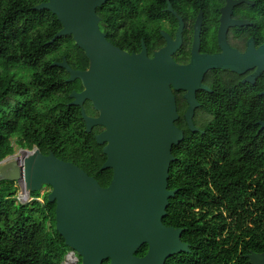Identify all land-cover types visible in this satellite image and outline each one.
I'll use <instances>...</instances> for the list:
<instances>
[{
  "label": "trees",
  "instance_id": "obj_1",
  "mask_svg": "<svg viewBox=\"0 0 264 264\" xmlns=\"http://www.w3.org/2000/svg\"><path fill=\"white\" fill-rule=\"evenodd\" d=\"M47 1L0 0V162L14 155L16 140L20 149L75 163L106 187L112 171L103 170L104 146L96 138L102 131L88 134L80 108L66 104L81 81L69 83L65 69L51 66L66 58L73 69L86 70L89 60L72 36L51 43L60 21L35 10ZM241 117L248 121L247 113ZM222 124L205 135L187 131L174 149L169 189L179 192L163 223L185 229L191 253L165 264H250L247 254L264 252V129L239 128L230 114ZM211 139L220 159L211 174L197 176L199 147ZM17 191V182H0V264L65 263L73 251L56 231V203L49 194L38 201V192L30 194L31 203H19ZM147 253L145 245L136 256Z\"/></svg>",
  "mask_w": 264,
  "mask_h": 264
},
{
  "label": "water",
  "instance_id": "obj_2",
  "mask_svg": "<svg viewBox=\"0 0 264 264\" xmlns=\"http://www.w3.org/2000/svg\"><path fill=\"white\" fill-rule=\"evenodd\" d=\"M101 5L103 0H48L35 10L49 11L60 21L61 29L51 43L72 36L89 60L86 70L73 69L66 58L51 66L65 69L67 82L81 81L83 91L73 92L70 98L71 105L82 108L87 133L97 127L108 129L96 138L101 146L108 143L103 170L113 171L109 186L102 187L75 163L36 148L25 150L23 158L2 160L0 182L20 183L28 194L51 188L48 200L56 203V231L79 255L81 264H165L177 254L191 253L182 240L185 229L163 223L170 199L179 192L169 189L171 165L177 161L174 149L185 141L184 131L176 126L180 114L174 90L188 91L191 131L203 134L193 119L197 91L205 88L204 71L195 63L182 66L167 56L148 62L142 52L128 58L101 31L97 15ZM209 61L211 68H217L215 58ZM105 91L118 103L105 107ZM87 100L98 118L86 114ZM145 245L147 255L138 258L136 253ZM246 258L250 264H264V252L249 253Z\"/></svg>",
  "mask_w": 264,
  "mask_h": 264
},
{
  "label": "flooded vegetation",
  "instance_id": "obj_3",
  "mask_svg": "<svg viewBox=\"0 0 264 264\" xmlns=\"http://www.w3.org/2000/svg\"><path fill=\"white\" fill-rule=\"evenodd\" d=\"M97 15L106 40L128 58L142 52L141 57L148 62L162 61L167 56L182 66L195 63L204 71L205 88L197 91L198 106L193 119L203 134H197L222 128V118L227 114L234 125L259 134L264 123V0H103ZM210 57L215 58L217 68H211ZM82 91L83 86L68 97ZM174 92L180 114L176 126L186 135L191 131L187 113L192 104L188 91ZM103 100L105 107L118 103L107 91ZM72 101L70 98L66 104L75 106ZM122 101L129 103L127 98ZM76 107L82 114V108ZM83 107L89 118H98L89 100ZM243 113H247L248 121L242 119ZM95 130L102 134L108 129L104 126ZM107 145L104 142V166ZM199 151L201 170L197 176L211 174L220 159L217 140L200 145Z\"/></svg>",
  "mask_w": 264,
  "mask_h": 264
},
{
  "label": "rangeland",
  "instance_id": "obj_4",
  "mask_svg": "<svg viewBox=\"0 0 264 264\" xmlns=\"http://www.w3.org/2000/svg\"><path fill=\"white\" fill-rule=\"evenodd\" d=\"M13 147L15 149V153H14V155H12L11 157L8 158V161H12V160H14L16 158H23L24 157L25 149H20L19 146L16 143V140H13ZM17 186H18V191L16 192L17 202L24 203V204L31 203L34 200L33 197L30 194H28V198H26L25 197V193H27V191L23 190L22 184L17 183ZM50 192H51V188H49L48 186L43 188L42 191L40 192V198H38V201L42 202L43 199H44V196L46 194H49ZM194 210H198V207L196 209H194ZM71 254L72 255L74 254L75 257H76L74 262H71L69 260V256ZM71 254H69V256L66 258L65 263H63V264H79L80 263L79 255L76 254V253H73V252Z\"/></svg>",
  "mask_w": 264,
  "mask_h": 264
},
{
  "label": "bare ground",
  "instance_id": "obj_5",
  "mask_svg": "<svg viewBox=\"0 0 264 264\" xmlns=\"http://www.w3.org/2000/svg\"><path fill=\"white\" fill-rule=\"evenodd\" d=\"M25 197H26V198H28V192H27V193H25ZM25 197H24V198H25ZM75 259H76V257H75V255H74V254H73V255L71 254V255L69 256V260H70L71 262H74V261H75Z\"/></svg>",
  "mask_w": 264,
  "mask_h": 264
},
{
  "label": "built area",
  "instance_id": "obj_6",
  "mask_svg": "<svg viewBox=\"0 0 264 264\" xmlns=\"http://www.w3.org/2000/svg\"><path fill=\"white\" fill-rule=\"evenodd\" d=\"M22 188H23V190L25 191V189H24L23 185H22Z\"/></svg>",
  "mask_w": 264,
  "mask_h": 264
}]
</instances>
